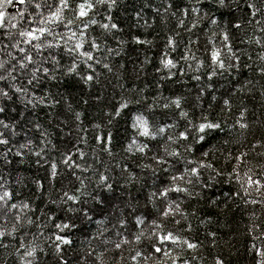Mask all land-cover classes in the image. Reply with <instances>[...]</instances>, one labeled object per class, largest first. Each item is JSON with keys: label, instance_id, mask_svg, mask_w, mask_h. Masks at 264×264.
<instances>
[{"label": "snow or ice", "instance_id": "1", "mask_svg": "<svg viewBox=\"0 0 264 264\" xmlns=\"http://www.w3.org/2000/svg\"><path fill=\"white\" fill-rule=\"evenodd\" d=\"M120 3L0 0V264H202L233 209L264 264V0L146 3L152 39L125 38ZM186 76L193 94H164Z\"/></svg>", "mask_w": 264, "mask_h": 264}, {"label": "trees", "instance_id": "2", "mask_svg": "<svg viewBox=\"0 0 264 264\" xmlns=\"http://www.w3.org/2000/svg\"><path fill=\"white\" fill-rule=\"evenodd\" d=\"M146 3H151L152 5H156L159 3V0H121L119 8H117L114 11L113 13L114 19L125 28V34H124L125 38H127L129 29L131 30L132 33H138L141 35L142 38H148V39L154 38L157 32H160L162 36L164 32L168 31V28L159 22H157L153 26V28L143 27L142 21H141V26H137L135 20V13L137 11H140L141 9L143 10L142 15L144 16V18L148 20L149 23H152V18L154 16V13L151 11L150 8L144 6ZM158 19L159 18H157V20ZM160 43H163V41L160 40ZM127 51L128 53H130L131 58H135L137 55H139L140 58L142 59L144 56V51L142 49H136L134 51L132 48H129ZM148 55L152 57L153 63L147 66L146 71L148 75L145 77V80L137 81V83L143 86V83L147 82L150 85L149 94H152L153 91L155 90L156 68L158 67V61L156 60V57L152 52H149ZM176 55H179V53H177ZM129 58H130L129 55H126L122 60L121 58H117V59L120 60V62H124ZM245 75L250 76L252 75V73L247 72L245 70ZM240 79H244V76H241ZM184 81L185 83H181L179 78H177L175 82H171V81L168 82V84L164 89V94L169 95V91H168L169 89L176 92H184L189 95L193 94L194 89L196 87V82L189 80L187 76L184 77ZM221 83L224 85V87L221 88L220 90L226 91L228 88H231L233 84H235V81H232L230 83L227 80H222ZM216 87L219 88L220 85L217 84ZM73 91L76 93V99L78 100L80 95L79 86L74 88ZM107 91L108 93H112V88L109 87ZM83 94L85 98H88V94L86 91ZM249 107H251V103H249ZM84 110L87 112L89 118L98 117L100 115L99 109L94 106H85ZM258 112H259V108H257V113ZM25 115L30 116L31 114L25 113ZM39 115L43 117L44 113L40 112ZM251 118L252 117L250 116L249 119ZM117 127L119 129V133H122L123 132L122 126L118 125ZM114 131L116 130L114 129ZM119 133L117 134L116 141H114L115 144L114 150L116 151H119L120 143L122 142ZM17 139L22 141L23 137H17ZM21 174L28 177H35V175L37 174V169L35 168V166L30 167L28 165H24L21 166ZM142 199L143 196L141 195V200ZM208 211L215 213L217 210L209 209ZM248 211H251V209L249 208ZM256 211L258 214L261 213L259 207L256 208ZM201 215H204V213L202 212ZM215 219L216 217L213 216V220ZM220 219L221 222H223L224 220L223 215L220 217ZM227 219L232 225V231L224 232L220 234V246H218L217 248L212 249L205 247L202 253L204 257L202 264H212L213 257L218 253H222L224 255L227 264H254V256L248 252V248L250 247L252 240L249 236L246 235L245 225L248 223L247 211L233 209L232 211H229ZM213 229L215 230V225H213ZM88 230L94 233L96 230V225H89ZM203 232L204 230L201 229L198 235L200 239L204 240L205 244L207 245L208 240H205V236ZM80 239H83V237L81 236ZM225 241H228L229 243L226 244Z\"/></svg>", "mask_w": 264, "mask_h": 264}]
</instances>
